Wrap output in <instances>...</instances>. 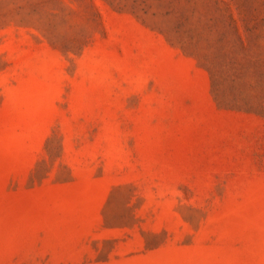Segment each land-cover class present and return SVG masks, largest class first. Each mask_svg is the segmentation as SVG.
<instances>
[{
    "label": "rangeland",
    "instance_id": "rangeland-1",
    "mask_svg": "<svg viewBox=\"0 0 264 264\" xmlns=\"http://www.w3.org/2000/svg\"><path fill=\"white\" fill-rule=\"evenodd\" d=\"M0 264H264V0H0Z\"/></svg>",
    "mask_w": 264,
    "mask_h": 264
}]
</instances>
